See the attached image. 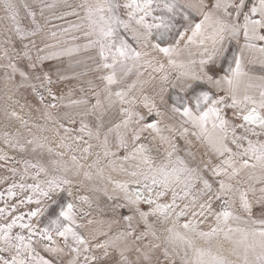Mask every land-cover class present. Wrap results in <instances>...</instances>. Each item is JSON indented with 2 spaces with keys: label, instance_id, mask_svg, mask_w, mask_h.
I'll return each mask as SVG.
<instances>
[{
  "label": "snow or ice",
  "instance_id": "1",
  "mask_svg": "<svg viewBox=\"0 0 264 264\" xmlns=\"http://www.w3.org/2000/svg\"><path fill=\"white\" fill-rule=\"evenodd\" d=\"M59 6L0 0L5 98L44 121L3 110L0 264H264V0Z\"/></svg>",
  "mask_w": 264,
  "mask_h": 264
},
{
  "label": "rangeland",
  "instance_id": "2",
  "mask_svg": "<svg viewBox=\"0 0 264 264\" xmlns=\"http://www.w3.org/2000/svg\"><path fill=\"white\" fill-rule=\"evenodd\" d=\"M49 2H52V0H49ZM80 0H66L67 4H77L79 3ZM22 3H28L29 5H32L33 7H35V0H21V4ZM57 3L60 5L57 8L52 9L50 12H46V15H51V14H55V15H60L63 11H68L69 9H67L64 4H65V0H57ZM37 12L39 11L38 9H35ZM20 15L22 18V24L27 25L30 23V21L26 18V14L24 12L23 7L21 6L20 8ZM39 19V16H38ZM75 17H67L65 20H51L50 24L46 27V31H48L49 29H51L52 31H59V27L63 26V27H67L68 22L69 21H74ZM41 23H43V21L41 20ZM55 26V27H54ZM72 33L66 34L64 37H58L59 39H65V40H70ZM79 35V34H76ZM27 42V41H25ZM49 42H53V41H49ZM85 41L83 39H78L76 41V43H84ZM17 48H19V44H17ZM90 53H86V52H82L80 54L81 59H83L85 61L84 66L76 68L75 71L78 73H83V72H88V68L89 67H94L93 65H91L90 61H87V56ZM9 55H13L11 52L9 53ZM51 64H56L57 62L53 61V62H49ZM64 66H67V60L65 59L64 61ZM249 70V76L252 77L254 82H259L258 78L259 77H264V74L262 73V71H260V69L258 68H251L248 69ZM69 74H71L69 72ZM0 77H2V70H0ZM55 79V77H53ZM88 79H94V76L91 72H88V74L86 76L81 77L78 80H71L69 82H67V84L64 86V92L65 94H67V92L71 89L73 92L72 95V99H76L78 98L81 93L79 91V89L81 87L85 88V90L88 89V85L86 83V81ZM6 94H10L7 93V89L5 87L4 81L2 79H0V149H3L4 151L7 152V154L9 156H14L16 155L15 152H13L11 149H6L2 143V133L5 130H9V131H17L20 130L21 132H26L28 129L27 128H21L20 127V122L19 121H13L11 122L10 126L6 129L5 125H6V120L3 114V110L5 108H7V110L9 112H16L17 115H19L20 117H22L24 120L28 121V127H31L32 124H43L44 121L43 120H38L36 118L37 114L34 111V107L33 108H29L28 104L32 103V97H31V93L30 91L25 92L23 90H21V92L17 93L16 95L13 96V98L11 100L6 99L5 96ZM55 114V113H54ZM33 131H35V129H33ZM37 135H49L51 136V133H37ZM54 139V137H53ZM52 147H55V144L53 143L51 145ZM6 165L4 164L3 161H0V175H10L9 173H7L5 171ZM6 185H0V188L5 187ZM100 206L102 209H105V213L103 216H97L95 217V219H104V220H108L111 219V214L107 212L106 210V206L103 202V200L100 201Z\"/></svg>",
  "mask_w": 264,
  "mask_h": 264
},
{
  "label": "crops",
  "instance_id": "3",
  "mask_svg": "<svg viewBox=\"0 0 264 264\" xmlns=\"http://www.w3.org/2000/svg\"><path fill=\"white\" fill-rule=\"evenodd\" d=\"M242 59L246 69H251L255 67L260 69V71H262V73L264 74V63H262L264 57H262L261 54L245 51L242 54Z\"/></svg>",
  "mask_w": 264,
  "mask_h": 264
}]
</instances>
